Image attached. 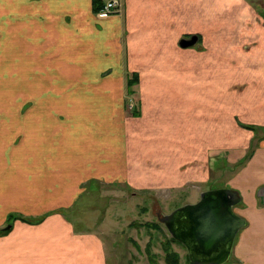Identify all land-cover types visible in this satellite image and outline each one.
<instances>
[{
    "label": "crops",
    "instance_id": "obj_1",
    "mask_svg": "<svg viewBox=\"0 0 264 264\" xmlns=\"http://www.w3.org/2000/svg\"><path fill=\"white\" fill-rule=\"evenodd\" d=\"M120 2L98 18L94 0H0V226L21 216L0 233V264H110L98 234L65 215L85 182L206 183L216 141L230 162L248 156L224 186L246 219L224 264H264V21L236 17L251 0ZM128 73L143 114L156 109L154 135L128 109ZM210 106L203 120L196 108Z\"/></svg>",
    "mask_w": 264,
    "mask_h": 264
},
{
    "label": "rangeland",
    "instance_id": "obj_2",
    "mask_svg": "<svg viewBox=\"0 0 264 264\" xmlns=\"http://www.w3.org/2000/svg\"><path fill=\"white\" fill-rule=\"evenodd\" d=\"M236 17L241 19L260 18L264 21V0H251L250 10L244 8L243 12ZM138 83L133 85L135 92L129 93L128 89L126 90L125 98L128 109L133 112L136 108H139L141 117L137 116L139 119L135 118V120L141 123L146 120L147 132L153 134L155 127H159L158 122L160 119H156L155 115L152 114L156 110L154 107H152V111H150V107H147V114H143V106L140 101L141 91ZM23 94L27 95V92L18 91L15 92L14 96ZM200 99H204L203 96ZM28 103L30 102L25 101L23 103L25 105L24 109L28 107ZM182 109L180 107V111ZM198 109L205 112L203 120L212 118L214 113L219 110L215 106L214 108L211 106L199 107L196 108V111ZM221 113L222 118L224 112L221 110ZM216 114L218 115V113ZM145 115H147V118L144 119ZM228 118L229 116H226L225 119ZM233 126L232 123H227L228 133H235L230 134L232 136L237 135L236 126L234 128ZM260 130L262 131L261 127ZM212 146V149H210L211 176L208 182H203L204 184L193 182L184 187H177L175 190L163 191L161 194H157L158 190L148 186L135 188L123 182L105 183L104 181H98L92 183V181H88L84 185L85 191L82 201L64 210L65 215L76 227H80L83 231L98 234L105 242L108 256L110 254L113 258L110 264H115V261L118 264H152V262L170 264L168 263L167 254L172 251L178 253L180 264H193L189 260L184 244L170 234L160 218L164 214L170 213L177 206L195 203L200 200L199 190L204 189L205 191L206 189L224 187L233 183L237 170L245 164V159L248 156L239 159L237 162H230L228 159L226 160L227 156L225 154L217 152L222 149L218 148V141ZM226 150L228 151V149ZM198 186H201L199 190ZM17 218L14 215L9 217L0 226V233L9 231V227L13 225ZM30 221L33 220L30 219ZM5 226L6 228H4Z\"/></svg>",
    "mask_w": 264,
    "mask_h": 264
},
{
    "label": "water",
    "instance_id": "obj_3",
    "mask_svg": "<svg viewBox=\"0 0 264 264\" xmlns=\"http://www.w3.org/2000/svg\"><path fill=\"white\" fill-rule=\"evenodd\" d=\"M198 35L182 38V47L193 46ZM242 201L240 193L229 187L201 192L200 200L177 206L160 220L170 234L187 249L193 264H224L231 256L235 238L246 219L235 207Z\"/></svg>",
    "mask_w": 264,
    "mask_h": 264
},
{
    "label": "trees",
    "instance_id": "obj_4",
    "mask_svg": "<svg viewBox=\"0 0 264 264\" xmlns=\"http://www.w3.org/2000/svg\"><path fill=\"white\" fill-rule=\"evenodd\" d=\"M103 5L102 4H100V0H94V9H95V11H99L100 9H101V7H102ZM127 81H126V88L128 89V92L129 93H133V92H135L136 90L134 89V86L133 85H135V84H137L139 81H140V76H139V74H137V73H133V74H127V79H126ZM126 89V90H127ZM141 113H140V110H139V108H136L134 111H133V115H135V116H139ZM245 126H247V128H249V129H253L254 131L255 130H258L259 128L258 127H256V126H253V125H245ZM262 128V127H261ZM262 130H264V128H262ZM13 215H10V217H12ZM14 217H21V216H16V215H14ZM22 219H24V218H22ZM11 227V226H10ZM2 232V231H1ZM4 232H7V231H4ZM189 257V256H188ZM167 258H168V263H170V264H180V262H179V255H178V253H176V252H169L168 254H167ZM190 260V259H189ZM192 263V262H191ZM152 264H157V263H153L152 262Z\"/></svg>",
    "mask_w": 264,
    "mask_h": 264
},
{
    "label": "built area",
    "instance_id": "obj_5",
    "mask_svg": "<svg viewBox=\"0 0 264 264\" xmlns=\"http://www.w3.org/2000/svg\"><path fill=\"white\" fill-rule=\"evenodd\" d=\"M121 10L120 0H107L103 7L96 12L98 18H106L119 13Z\"/></svg>",
    "mask_w": 264,
    "mask_h": 264
},
{
    "label": "flooded vegetation",
    "instance_id": "obj_6",
    "mask_svg": "<svg viewBox=\"0 0 264 264\" xmlns=\"http://www.w3.org/2000/svg\"><path fill=\"white\" fill-rule=\"evenodd\" d=\"M189 256V255H188Z\"/></svg>",
    "mask_w": 264,
    "mask_h": 264
}]
</instances>
